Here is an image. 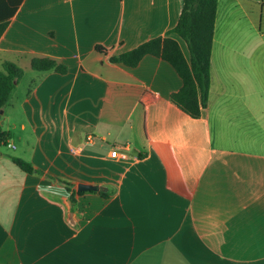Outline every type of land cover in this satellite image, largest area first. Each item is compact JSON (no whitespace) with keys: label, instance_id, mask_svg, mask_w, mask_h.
<instances>
[{"label":"crops","instance_id":"obj_1","mask_svg":"<svg viewBox=\"0 0 264 264\" xmlns=\"http://www.w3.org/2000/svg\"><path fill=\"white\" fill-rule=\"evenodd\" d=\"M228 2L217 5L208 108L193 118L170 100L182 86L170 63L109 60L177 39L183 0H0V67L24 69L1 124L14 153L0 150V264H264V53L234 49ZM34 56L67 72L34 70ZM205 124L208 142L194 143ZM148 137L184 160L190 198L166 185Z\"/></svg>","mask_w":264,"mask_h":264},{"label":"trees","instance_id":"obj_2","mask_svg":"<svg viewBox=\"0 0 264 264\" xmlns=\"http://www.w3.org/2000/svg\"><path fill=\"white\" fill-rule=\"evenodd\" d=\"M218 0H183L178 22L171 32L175 33L187 46L188 57L182 51L177 39L165 35L148 39L137 46L110 56L109 60L129 67L136 66L146 54H152L170 63L182 79V86L171 93L170 100L193 118H199L202 109L208 108L211 83V55L214 38L215 19ZM5 23L0 24V35ZM100 51L105 49L99 45ZM31 68L37 71L55 70L67 72V66L50 57L34 56ZM24 74V69L16 63L5 60L0 67V111L7 105L12 90ZM142 102L146 108L148 101ZM3 113L0 112V121ZM192 141L206 144L209 127L205 124L198 131H191ZM6 135L0 124V145H6ZM149 143L157 152L165 170L166 185L176 192L190 198L195 190L196 181L190 175L184 160L175 148L168 144L156 146L149 137ZM12 161L24 171H33L32 164L20 157L10 156Z\"/></svg>","mask_w":264,"mask_h":264},{"label":"rangeland","instance_id":"obj_3","mask_svg":"<svg viewBox=\"0 0 264 264\" xmlns=\"http://www.w3.org/2000/svg\"><path fill=\"white\" fill-rule=\"evenodd\" d=\"M261 0H229L228 2V9L227 3L224 6V18L225 23L224 26L226 27V30H228V27L232 28V34L237 36V43L234 44V49H236L238 52H246L249 50V46H253L254 50L252 53L255 54H263L264 48L262 44L259 42V37L257 34V30L259 29V25L262 21V28L264 29V15L261 17V13L258 9V2ZM222 8V1L220 2V9ZM262 29V30H263ZM224 32V27L222 29ZM178 41L184 45V42L178 38ZM247 49V50H246ZM21 80V79H20ZM27 88V80H22V84L20 87V94ZM17 95V92L14 93V97ZM6 114L9 112V107L6 106ZM4 118V117H3ZM8 126V122H5L4 127ZM0 150L4 152H8L10 154H13L14 151L5 146L0 145Z\"/></svg>","mask_w":264,"mask_h":264},{"label":"built area","instance_id":"obj_4","mask_svg":"<svg viewBox=\"0 0 264 264\" xmlns=\"http://www.w3.org/2000/svg\"><path fill=\"white\" fill-rule=\"evenodd\" d=\"M92 140H93V136L92 135H87L84 144L91 143Z\"/></svg>","mask_w":264,"mask_h":264},{"label":"water","instance_id":"obj_5","mask_svg":"<svg viewBox=\"0 0 264 264\" xmlns=\"http://www.w3.org/2000/svg\"><path fill=\"white\" fill-rule=\"evenodd\" d=\"M0 112L3 113V110H1ZM2 123H3V120L1 119L0 124H2ZM87 188H89V187H86V186H79L78 187L79 190H81V189H87Z\"/></svg>","mask_w":264,"mask_h":264}]
</instances>
